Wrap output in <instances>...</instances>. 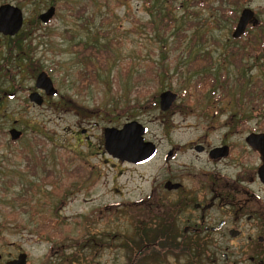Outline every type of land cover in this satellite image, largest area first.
Returning <instances> with one entry per match:
<instances>
[{
	"label": "rangeland",
	"instance_id": "rangeland-1",
	"mask_svg": "<svg viewBox=\"0 0 264 264\" xmlns=\"http://www.w3.org/2000/svg\"><path fill=\"white\" fill-rule=\"evenodd\" d=\"M155 2L0 0L24 11L18 35L29 37L20 53L0 38V95L17 92L0 101V264L20 253L28 264L72 257L85 230H102L101 214L108 227L130 229V215L113 213L126 212L153 181H179L185 161L195 166L187 178L210 168L191 152L196 143L212 147L227 137L238 150L248 134L264 131V0H175L181 45L171 29H159L155 9L166 2ZM51 6L56 15L42 24L38 15ZM246 7L259 26L234 39ZM102 46L111 51L107 60ZM43 71L59 92L38 106L28 94ZM166 90L178 98L163 111ZM134 120L159 149L142 166L122 164L105 149L104 129ZM12 127L22 132L19 140H11ZM174 149L189 152L164 161ZM116 203L120 208L101 210Z\"/></svg>",
	"mask_w": 264,
	"mask_h": 264
},
{
	"label": "flooded vegetation",
	"instance_id": "flooded-vegetation-1",
	"mask_svg": "<svg viewBox=\"0 0 264 264\" xmlns=\"http://www.w3.org/2000/svg\"><path fill=\"white\" fill-rule=\"evenodd\" d=\"M7 4L10 3L0 4V9ZM4 14L5 12H0L1 22L6 21ZM22 14L23 24L17 33L5 34L0 29V34L3 36L0 38L8 39L18 53L24 50L23 44H26L29 38L23 35L24 32L18 35L25 24L23 10ZM41 15L42 12L38 15V19L42 24L51 22L50 20L49 23H44ZM255 18L257 19L256 13ZM252 22L250 21L241 37L234 38L233 34L232 37L240 39L248 29L259 26V21L257 25H253ZM18 57L21 59L22 54ZM7 59L5 61H8ZM18 68L16 74L21 73L20 63ZM41 73L36 77L35 90L29 88L28 94L29 102L38 106L44 104L45 97L57 96L47 95L46 91L38 86ZM18 89L26 91L21 85ZM2 92L0 101L5 98L14 100L17 97L16 91ZM36 92L44 99L41 105L31 99V95ZM12 129L17 128L12 127L8 130L11 140H19L20 138L16 140L12 138ZM251 133H264V131ZM246 138L247 146L238 150L227 137H223L220 144L212 147L202 142L196 143L190 148L193 150L191 152L197 157L204 156V163L206 165L211 163L209 169H201L189 174L191 178H187V171L195 169V166L193 163L181 162L179 181L172 179L153 181L145 195L126 205L127 208L124 209L126 212L113 213L125 217L130 215L132 224L130 229L124 228L122 229L124 231H120L108 227L107 219L101 214L102 230H85V235L78 240L82 250L79 249L72 257L69 255L68 258L54 263L264 264V151L254 150L247 143ZM180 149L167 151L164 161L174 160L177 153L184 155L189 152ZM158 152L157 146L155 157L147 162L133 163L118 160L122 164L142 166L154 160ZM176 184L178 186L174 187L173 185ZM120 204L104 205L101 210L110 207L117 209L120 208ZM88 250L91 251L90 254L85 252ZM26 263L28 264V255Z\"/></svg>",
	"mask_w": 264,
	"mask_h": 264
},
{
	"label": "water",
	"instance_id": "water-1",
	"mask_svg": "<svg viewBox=\"0 0 264 264\" xmlns=\"http://www.w3.org/2000/svg\"><path fill=\"white\" fill-rule=\"evenodd\" d=\"M0 12H5L4 18L6 17L4 19L6 21L4 22H1L0 19V23L2 24L0 25V29L5 34L17 33L23 24L22 10L14 5L7 4L0 9ZM55 12V6H51L46 12L42 13L41 19L44 23H49L54 17ZM250 21H253V25L258 24V19L255 18V12L251 8L246 7L241 12L233 37H241L245 33ZM38 86L42 87L47 95H57L59 92L54 86L52 79L45 72L39 76ZM177 98L178 94L176 92L171 90L163 91L160 94L161 109L163 111L170 109ZM31 99L39 105L44 100L37 92L31 95ZM147 132L148 128L135 120L125 123L121 128L106 127L104 129L105 149L109 155L121 161L133 163L147 162L154 158L157 153L156 144L145 139ZM11 135L16 140L20 138L22 132L12 129ZM246 141L254 150L264 151V133H251L247 136ZM173 186L176 187L178 184ZM26 262L27 254L20 253L16 259L9 261L7 264H27Z\"/></svg>",
	"mask_w": 264,
	"mask_h": 264
},
{
	"label": "trees",
	"instance_id": "trees-1",
	"mask_svg": "<svg viewBox=\"0 0 264 264\" xmlns=\"http://www.w3.org/2000/svg\"><path fill=\"white\" fill-rule=\"evenodd\" d=\"M120 1H121V0H120ZM146 1H147V0H146ZM160 1H162V3L166 2V3H165V4H166V7H165V9H164V8L161 6L160 9H155L157 15L159 16L157 19L161 22V25H160L159 29L164 30V31H165V34H166L167 31H170V29H171V30H172V32H171L172 37H176L177 40H178V42H179L180 45H181V44H182V27H181L182 24L178 27V29H177V27H176V25H175V22H177V20H176V17H177V15H176V10L179 8V6L176 5V6L172 7V6L174 5V3H175V0H156L155 3H156V4H160ZM181 6H182V5H180V8H181ZM181 23H182V22H181ZM163 42H164V41H163ZM97 49L100 50V52H101V54H102V56L104 57L105 60H107V59L110 58L111 51H110V49L108 48V46H106V47L102 46V47H100V48L97 47ZM102 56H101V57H102ZM101 57H100V61L103 60ZM106 64H107V63H106ZM87 67H88L87 71H88L89 69H91V68H90V67H91L90 65H88ZM138 93H139V94H145V93H148V90H147V89L145 90V89L141 88V89L138 91ZM156 100H157V99H155L154 102H153V101H151V99H150V103H151V102L156 103ZM148 103H149V102L144 103V104L142 105V107H144L145 104H148Z\"/></svg>",
	"mask_w": 264,
	"mask_h": 264
}]
</instances>
